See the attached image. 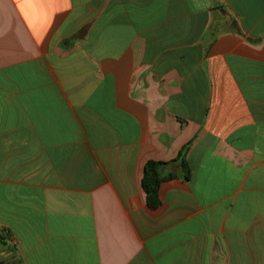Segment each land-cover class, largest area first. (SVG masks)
Returning <instances> with one entry per match:
<instances>
[{
	"label": "crops",
	"instance_id": "0c3cea01",
	"mask_svg": "<svg viewBox=\"0 0 264 264\" xmlns=\"http://www.w3.org/2000/svg\"><path fill=\"white\" fill-rule=\"evenodd\" d=\"M0 264H264V0H0Z\"/></svg>",
	"mask_w": 264,
	"mask_h": 264
},
{
	"label": "trees",
	"instance_id": "16d2710c",
	"mask_svg": "<svg viewBox=\"0 0 264 264\" xmlns=\"http://www.w3.org/2000/svg\"><path fill=\"white\" fill-rule=\"evenodd\" d=\"M188 144L183 146L177 156L170 162H161L148 160L143 167V175L141 178V186L143 191L145 192V198L147 206L150 209H156L159 204V188L160 184L164 178H175L178 177L183 181L187 182L190 178V170L186 162V151L188 149ZM178 162L180 166V170L178 174H169L166 177L162 176V168L163 166Z\"/></svg>",
	"mask_w": 264,
	"mask_h": 264
}]
</instances>
